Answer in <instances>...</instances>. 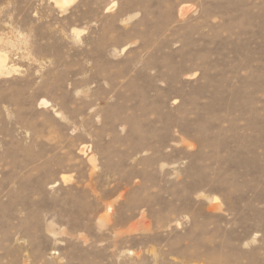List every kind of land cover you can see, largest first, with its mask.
<instances>
[{"label": "rangeland", "instance_id": "obj_1", "mask_svg": "<svg viewBox=\"0 0 264 264\" xmlns=\"http://www.w3.org/2000/svg\"><path fill=\"white\" fill-rule=\"evenodd\" d=\"M0 54V264H264V0H0Z\"/></svg>", "mask_w": 264, "mask_h": 264}, {"label": "bare ground", "instance_id": "obj_2", "mask_svg": "<svg viewBox=\"0 0 264 264\" xmlns=\"http://www.w3.org/2000/svg\"><path fill=\"white\" fill-rule=\"evenodd\" d=\"M0 55H1V54H0ZM5 60H6L5 57L0 56V71H2V70L5 68V64H4ZM7 70H8V68H7ZM2 73H3V72H1V74H2ZM42 103H43V102H42Z\"/></svg>", "mask_w": 264, "mask_h": 264}]
</instances>
